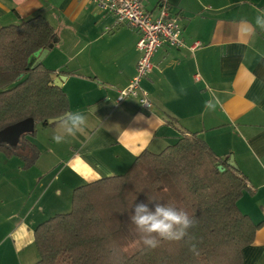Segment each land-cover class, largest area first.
Returning a JSON list of instances; mask_svg holds the SVG:
<instances>
[{
  "label": "crops",
  "instance_id": "0c3cea01",
  "mask_svg": "<svg viewBox=\"0 0 264 264\" xmlns=\"http://www.w3.org/2000/svg\"><path fill=\"white\" fill-rule=\"evenodd\" d=\"M140 2L160 16L163 0ZM165 4L186 47L166 45L155 54L142 81L153 102L148 110L137 99L118 102L137 73V31L114 27V17L101 16L91 0H0V29L38 15L55 27L60 41L43 63L55 72L53 81L63 79L71 113L87 117L74 134L64 132L65 120L49 126L48 138L63 135L60 143L50 139L46 147L30 138L40 151L31 167L0 151V264H36V228L65 210L76 188L127 173L144 152L161 153L184 133L198 134L229 163L233 158L249 179L239 206L263 225L244 264H264V28L256 24L264 0ZM41 148L52 156L38 166Z\"/></svg>",
  "mask_w": 264,
  "mask_h": 264
},
{
  "label": "trees",
  "instance_id": "16d2710c",
  "mask_svg": "<svg viewBox=\"0 0 264 264\" xmlns=\"http://www.w3.org/2000/svg\"><path fill=\"white\" fill-rule=\"evenodd\" d=\"M59 41L42 15L0 29V133L28 120L35 124L17 146L0 143V151L22 156L28 167L40 157L30 136L71 113L66 93L53 85L55 72L35 59ZM250 189L228 158L198 134L184 133L161 153L144 152L127 173L76 188L71 212L36 228V264H244V251L263 225L240 209ZM139 203L152 211L157 203L183 209L191 221L187 234L145 246L130 219Z\"/></svg>",
  "mask_w": 264,
  "mask_h": 264
},
{
  "label": "built area",
  "instance_id": "2783aa9c",
  "mask_svg": "<svg viewBox=\"0 0 264 264\" xmlns=\"http://www.w3.org/2000/svg\"><path fill=\"white\" fill-rule=\"evenodd\" d=\"M91 1L101 13L114 17V27L126 25L140 34L138 49L141 58L137 65V73L128 88L120 92L118 102L132 98L137 99L142 108L153 109V102L143 90L142 81L153 72V58L161 48L166 45L176 49L186 47L181 24L178 20L170 18L165 0L158 18L148 13L140 0Z\"/></svg>",
  "mask_w": 264,
  "mask_h": 264
},
{
  "label": "clouds",
  "instance_id": "9594fccd",
  "mask_svg": "<svg viewBox=\"0 0 264 264\" xmlns=\"http://www.w3.org/2000/svg\"><path fill=\"white\" fill-rule=\"evenodd\" d=\"M256 24L264 28V17L258 16ZM87 117L79 111L69 113L65 118L64 132L74 134L82 130L86 124ZM53 141L60 143L64 136L57 134L52 137ZM131 222L141 234L142 242L149 248L158 246L161 239L179 241L191 226L189 215L183 209L177 210L170 204H156L155 210L149 209L147 204L139 203L134 207V215L130 217Z\"/></svg>",
  "mask_w": 264,
  "mask_h": 264
},
{
  "label": "water",
  "instance_id": "95a60500",
  "mask_svg": "<svg viewBox=\"0 0 264 264\" xmlns=\"http://www.w3.org/2000/svg\"><path fill=\"white\" fill-rule=\"evenodd\" d=\"M52 49H53V47L50 46L49 49H45V50L37 52L35 54V59H36L37 63H42L43 60L50 54V51ZM62 82H63V79L59 78L53 82V85L56 87H61ZM66 116H64L62 118L50 120L49 124L50 125L57 124V123L65 120ZM34 129H35V124L31 120L17 124V125L9 128V129H7V130H5L4 132L0 133V143L8 144L9 146L15 147L18 145L22 136L33 133ZM229 165L231 167H233L234 169L238 170V167H237L233 158H231ZM220 170L222 171L223 168H220Z\"/></svg>",
  "mask_w": 264,
  "mask_h": 264
},
{
  "label": "rangeland",
  "instance_id": "374dc122",
  "mask_svg": "<svg viewBox=\"0 0 264 264\" xmlns=\"http://www.w3.org/2000/svg\"><path fill=\"white\" fill-rule=\"evenodd\" d=\"M94 8L99 14H101V16H103L102 15L103 13H101L97 9V7L95 5H94ZM113 24L115 25V20L113 21ZM48 128H51V127L44 128V127L40 126V127L37 128L36 135L34 137H32V136H30V137L33 138V139L38 137L39 138L38 140L43 142L44 145H46V147H47L49 142H50V139H51V143L54 142L53 139H52L53 136L51 134H50V139L48 138L49 136L47 135V133L45 131ZM49 130H51V129H49ZM41 151H42L43 155H42V159H41V161H40L38 166H41L43 164L44 159H48V158H50L52 156L49 152L42 150V148H41ZM6 167H7V171L9 172V175L10 176H14L16 168L14 166L10 165V164H8ZM126 171L127 170H125L124 172H121L120 174H117V175L124 174V173H126ZM71 210H72V194L67 197V208L65 210H62V212L60 214L70 213Z\"/></svg>",
  "mask_w": 264,
  "mask_h": 264
}]
</instances>
